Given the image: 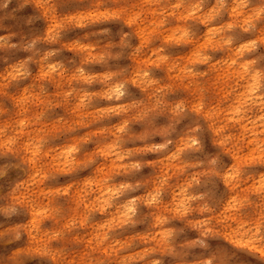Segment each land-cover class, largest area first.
<instances>
[{
	"label": "clouds",
	"instance_id": "obj_1",
	"mask_svg": "<svg viewBox=\"0 0 264 264\" xmlns=\"http://www.w3.org/2000/svg\"><path fill=\"white\" fill-rule=\"evenodd\" d=\"M0 264H264V0H0Z\"/></svg>",
	"mask_w": 264,
	"mask_h": 264
}]
</instances>
